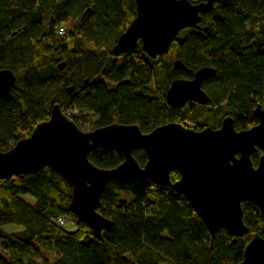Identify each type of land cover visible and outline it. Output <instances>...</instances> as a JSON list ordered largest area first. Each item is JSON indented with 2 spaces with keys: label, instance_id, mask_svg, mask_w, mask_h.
I'll return each instance as SVG.
<instances>
[{
  "label": "trees",
  "instance_id": "obj_1",
  "mask_svg": "<svg viewBox=\"0 0 264 264\" xmlns=\"http://www.w3.org/2000/svg\"><path fill=\"white\" fill-rule=\"evenodd\" d=\"M201 16L207 32L182 31L157 59L140 44L116 57L113 48L136 17L135 0H0V70L17 75L13 99L0 97V153L47 120L55 104L64 114L94 115L95 129L117 122L149 133L178 123L202 131L218 129L228 116L239 131L256 126L254 110L264 104V0H229ZM178 60L186 70L174 71ZM203 67L216 70L203 85L212 102L170 106L171 82L192 79ZM70 118L79 125V118ZM192 118L195 126L187 124ZM263 153L252 155L254 166ZM133 155L145 165L143 150ZM89 159L113 169L125 157L105 146ZM178 179L173 171L172 182ZM71 195L49 168L1 180L0 247L8 257L0 256V264H239L253 234L264 239L256 204L242 203L247 234L234 237L222 229L212 237L183 195L148 180L108 184L99 212L115 225L97 238L70 212ZM59 218L76 228L61 227ZM6 225L23 231L8 233ZM40 249L51 260L34 259Z\"/></svg>",
  "mask_w": 264,
  "mask_h": 264
},
{
  "label": "water",
  "instance_id": "obj_2",
  "mask_svg": "<svg viewBox=\"0 0 264 264\" xmlns=\"http://www.w3.org/2000/svg\"><path fill=\"white\" fill-rule=\"evenodd\" d=\"M228 1L135 0L136 17L118 38L113 53L119 57L140 44L145 54L157 59L168 52L182 31L207 32L208 28L200 25L201 15ZM65 67V62L59 65L60 70ZM173 69L186 70V66L178 60ZM215 74V69L203 67L192 79L173 80L166 91L168 104L181 110L188 103L200 106L211 103L203 85ZM16 83L14 71L0 70V97L13 99ZM254 115L259 123L240 131L235 120L228 116L218 129L202 131L168 123L143 133L136 124L114 122L84 132L55 104L49 118L37 124L28 137L0 153V181L49 168L72 191L70 212L97 238L115 225L99 212L108 184L140 180L178 191L212 237L222 229L231 236H242L249 231L244 223L242 203L256 204L264 216V153L257 166L251 159L258 150L264 152V109L258 107ZM105 146L118 147L124 154V162L113 169L93 164L90 153ZM137 149L146 155L144 166L133 155ZM173 171L179 174L175 182L171 180ZM239 264H264V239L257 233L253 234Z\"/></svg>",
  "mask_w": 264,
  "mask_h": 264
},
{
  "label": "rangeland",
  "instance_id": "obj_3",
  "mask_svg": "<svg viewBox=\"0 0 264 264\" xmlns=\"http://www.w3.org/2000/svg\"><path fill=\"white\" fill-rule=\"evenodd\" d=\"M193 3H197L201 0H190ZM103 52H107V49H104ZM262 108L264 109V104H262ZM198 120L200 118H197ZM96 117L94 115H88L87 117H83V118H79L78 119V127L80 128V130L84 131V132H89V131H93L95 128H93V122H95ZM187 124L195 126V124L193 123V118L189 119V122H187ZM30 134L25 135L24 137H28ZM5 231H7L8 233H18L23 231V229L19 226L16 225H6L3 227ZM76 228V223L75 226L69 225L67 226V229H75ZM1 244V242H0ZM0 256L7 258L8 257V253L3 251L0 247ZM32 257L40 262H44L45 260H51V257L48 253H46L45 251H43L42 249H40L39 254H33Z\"/></svg>",
  "mask_w": 264,
  "mask_h": 264
},
{
  "label": "built area",
  "instance_id": "obj_4",
  "mask_svg": "<svg viewBox=\"0 0 264 264\" xmlns=\"http://www.w3.org/2000/svg\"><path fill=\"white\" fill-rule=\"evenodd\" d=\"M59 33L60 34H64L65 33V28H60L59 29ZM68 117H70V115H73L74 118H83V114H81L79 111H73L70 110L68 111V113L66 114ZM72 225L75 226V222L73 220H69V219H65V218H59V225L63 228H67V226Z\"/></svg>",
  "mask_w": 264,
  "mask_h": 264
}]
</instances>
